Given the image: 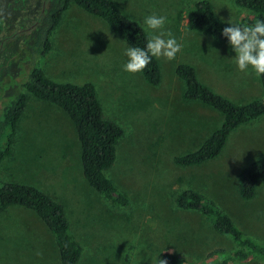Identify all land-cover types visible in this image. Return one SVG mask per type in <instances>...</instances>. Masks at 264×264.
I'll use <instances>...</instances> for the list:
<instances>
[{"label": "rangeland", "instance_id": "374dc122", "mask_svg": "<svg viewBox=\"0 0 264 264\" xmlns=\"http://www.w3.org/2000/svg\"><path fill=\"white\" fill-rule=\"evenodd\" d=\"M198 1L117 0L127 16L140 23L152 12L167 16L166 30L184 45L175 59L158 58L163 80L152 87L141 72L122 70L127 45L104 21L76 4L72 3L54 34L53 52L36 60L34 38L25 35L26 22L16 28L23 14L19 5L26 8L31 0H0V25L6 27L7 42L12 44L9 62L4 64L12 75L0 73V98L7 92L10 97L16 90L21 92L18 84L26 81L37 62L57 82L95 84L104 118L125 130L116 162L106 175L127 196L126 206L90 186L73 122L58 107L34 97H29L19 122L13 153L0 165L1 182L35 186L64 206L72 234L83 248L78 264H156V257L165 254H177L185 259L183 264H195L216 249L235 250L233 241L218 234L206 217L178 208L176 197L188 188L215 201L248 237L264 244V185L252 201L243 200L238 187L240 172L264 156V117L234 132L222 155L212 162L181 167L175 161L199 149L224 120L211 108L183 99L185 86L176 68L187 62L197 66L200 47L214 48L218 68L245 83L241 88L227 80L221 83L198 67L201 80L210 88L228 99L236 98L231 99L235 103L264 98L258 77L238 71L228 60L234 53L217 47L225 44L189 30L186 12ZM210 1L220 20L232 15L240 22L248 14L234 0ZM0 264H62L55 238L34 212L17 206L0 212ZM244 264L264 261L253 258Z\"/></svg>", "mask_w": 264, "mask_h": 264}, {"label": "trees", "instance_id": "16d2710c", "mask_svg": "<svg viewBox=\"0 0 264 264\" xmlns=\"http://www.w3.org/2000/svg\"><path fill=\"white\" fill-rule=\"evenodd\" d=\"M234 2L248 13L240 23L247 25L264 18V0ZM72 3L104 21L127 46L144 47L148 34L140 27V22L121 10L115 0H31L26 8L19 5L18 10L23 14L17 19L16 28L23 21L26 22V32L29 33L25 32V35L34 38L33 58L44 60L53 52L54 34ZM186 21L190 31L215 36V41L227 45L226 40L220 38L221 29L227 25L220 23L210 0L196 2L186 12ZM11 45L7 42L6 27L0 25V73L8 71V75L12 71L4 69V64L12 54ZM16 72L20 79L21 72ZM141 73L145 82L152 87L162 83L163 71L158 58H152ZM176 75L184 83L185 101L199 102L224 117L221 127L199 149L176 158L178 166L196 167L216 160L234 132L264 116V98L235 103L201 83L196 68L189 63L179 64ZM259 78L264 87V75ZM18 85L17 89L23 90H16L9 102V92L0 98V165L12 155L19 122L27 110L29 97H34L58 107L73 122L82 150L83 174L90 186L113 203L126 206L129 203L127 196L106 175L116 162L118 144L125 136V130L116 122L104 118V107L95 84L57 82L46 75L41 64L35 62L26 81ZM260 185H264V156L240 172V197L252 201ZM176 204L183 211L197 212L206 217L218 234L229 237L235 244V250L216 249L195 264H244L253 258L264 261V244L248 237L212 199L188 188L177 195ZM14 206L34 212L42 220L55 238L62 264H78L83 248L72 234L64 206L35 186L0 181V212ZM160 259L166 260L167 264L185 263V259L177 254H165Z\"/></svg>", "mask_w": 264, "mask_h": 264}, {"label": "clouds", "instance_id": "9594fccd", "mask_svg": "<svg viewBox=\"0 0 264 264\" xmlns=\"http://www.w3.org/2000/svg\"><path fill=\"white\" fill-rule=\"evenodd\" d=\"M168 17L155 12L142 17L140 27L148 34L144 47L129 46L123 49L126 58L122 65L125 73L142 72L150 64L152 58L163 57L173 60L182 51L183 43L171 32L166 30ZM221 24L227 25L220 31V38L226 40L231 53L228 59L240 72L251 73L257 77L264 75V18L254 23L242 24L231 15L230 19L221 18ZM217 37L213 36L215 41ZM156 257V264H167V261Z\"/></svg>", "mask_w": 264, "mask_h": 264}, {"label": "crops", "instance_id": "0c3cea01", "mask_svg": "<svg viewBox=\"0 0 264 264\" xmlns=\"http://www.w3.org/2000/svg\"><path fill=\"white\" fill-rule=\"evenodd\" d=\"M116 3H118L117 0H116ZM89 16H91V15H89ZM217 47H219V48H225V49H228L229 48L228 45H226V44L225 45H221V46H217ZM197 54H199L198 57H197V61H198V63L196 64L197 66H195L194 64H192L190 62H187V63L192 64L196 68L197 75H198V78H199V80H200L201 83H203L204 85H206L208 87H211V85L209 83H206V82H204V81L201 80V78H200L201 77V74L199 72V68L198 67H201L204 70L207 69L210 72L211 77L213 79L218 78V81H220L221 83H225V81L227 80L228 84L233 83V84L236 85L237 88H241V87L245 86V83H243L238 77L231 78L229 76V74L227 73V70H222V68L221 69L218 68L219 62L216 59L215 49L214 48L209 49V46L208 47H200L198 49L197 53H196V56H197ZM258 79H259V85L261 86V88L263 90L262 92L264 93V87L261 84L262 82H261V80H260L259 77H258ZM211 89L214 90V88H211ZM214 91L215 92H218L216 90H214ZM261 97L262 96H258V97L251 98V99H248V100L245 99V100H242V102H237V103L238 104H243V103H247L249 101H252L254 99H261ZM231 99L234 100V101H236V98H231ZM263 117H261V118H263ZM255 121H257V120H255ZM255 121H253V122H255Z\"/></svg>", "mask_w": 264, "mask_h": 264}]
</instances>
